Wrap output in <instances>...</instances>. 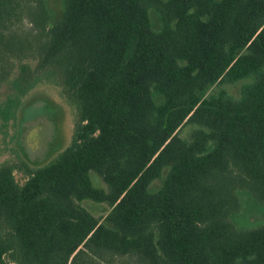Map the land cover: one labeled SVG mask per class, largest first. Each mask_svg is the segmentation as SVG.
Segmentation results:
<instances>
[{
    "label": "trees",
    "instance_id": "16d2710c",
    "mask_svg": "<svg viewBox=\"0 0 264 264\" xmlns=\"http://www.w3.org/2000/svg\"><path fill=\"white\" fill-rule=\"evenodd\" d=\"M50 19L0 0V141L20 149L0 162V264H264V224L236 220L264 204V0H62ZM40 83L74 123L34 161Z\"/></svg>",
    "mask_w": 264,
    "mask_h": 264
},
{
    "label": "rangeland",
    "instance_id": "374dc122",
    "mask_svg": "<svg viewBox=\"0 0 264 264\" xmlns=\"http://www.w3.org/2000/svg\"><path fill=\"white\" fill-rule=\"evenodd\" d=\"M45 4L51 15L49 24L56 22L62 14V0H45ZM153 20H155L154 17ZM18 25L28 28L30 22L27 18H23L17 23ZM37 87L40 89H32L30 93H27L23 105V116L27 119L23 123L21 145L29 159L41 161L54 155L58 148L68 141L74 115L72 110L64 104L63 96L56 88L51 87V83L46 86L40 83ZM228 89L231 93L237 94L239 85L228 87ZM190 131L191 128L185 126L181 134L188 136ZM19 151L14 140L7 138L5 141H0V162L7 157L17 162L20 160ZM14 175L18 181L24 180L21 171L16 170ZM236 220L240 226L244 227L264 224V204L248 199Z\"/></svg>",
    "mask_w": 264,
    "mask_h": 264
}]
</instances>
